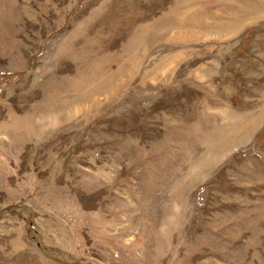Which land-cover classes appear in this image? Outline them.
I'll list each match as a JSON object with an SVG mask.
<instances>
[{
	"label": "rangeland",
	"instance_id": "1",
	"mask_svg": "<svg viewBox=\"0 0 264 264\" xmlns=\"http://www.w3.org/2000/svg\"><path fill=\"white\" fill-rule=\"evenodd\" d=\"M0 264H264V0H0Z\"/></svg>",
	"mask_w": 264,
	"mask_h": 264
}]
</instances>
